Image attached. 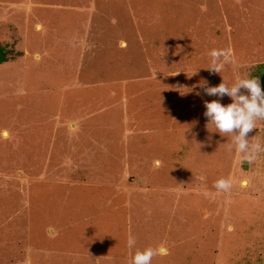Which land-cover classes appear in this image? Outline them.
Wrapping results in <instances>:
<instances>
[{
    "label": "rangeland",
    "instance_id": "obj_1",
    "mask_svg": "<svg viewBox=\"0 0 264 264\" xmlns=\"http://www.w3.org/2000/svg\"><path fill=\"white\" fill-rule=\"evenodd\" d=\"M1 56L0 264H264V152L199 87L260 80L264 0H0Z\"/></svg>",
    "mask_w": 264,
    "mask_h": 264
},
{
    "label": "clouds",
    "instance_id": "obj_2",
    "mask_svg": "<svg viewBox=\"0 0 264 264\" xmlns=\"http://www.w3.org/2000/svg\"><path fill=\"white\" fill-rule=\"evenodd\" d=\"M209 56L211 59L207 70L220 74L225 65L231 61V49H212ZM199 87L206 95L218 98L204 102L206 110L203 115L208 120L207 125H211L221 136L231 138L230 142L225 144L229 153L235 150L239 153L242 162L253 163L259 154L264 152V145L256 139V136L248 139V133L257 128V122L264 126V91L260 87L259 78L245 74L238 76L231 85L222 80L217 86H208L206 80H201ZM224 96L230 97L232 102L222 105L220 99ZM185 142L187 143L186 140ZM246 186L247 181H242L241 187ZM214 187L218 191L226 192L232 188V183L228 179L219 178L215 181ZM127 244L129 248H134L136 245V239L131 234ZM155 255L157 250L152 247L136 249L132 254L131 264H152Z\"/></svg>",
    "mask_w": 264,
    "mask_h": 264
},
{
    "label": "trees",
    "instance_id": "obj_3",
    "mask_svg": "<svg viewBox=\"0 0 264 264\" xmlns=\"http://www.w3.org/2000/svg\"><path fill=\"white\" fill-rule=\"evenodd\" d=\"M2 59H3V57L1 56L0 57V62L2 61ZM260 87H261V89H262V91H264V71H263V73H262V75L260 76Z\"/></svg>",
    "mask_w": 264,
    "mask_h": 264
}]
</instances>
